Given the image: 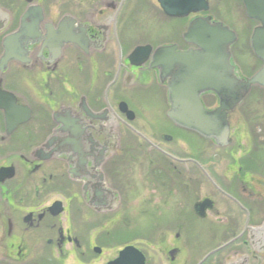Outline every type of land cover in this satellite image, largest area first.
Segmentation results:
<instances>
[{
  "label": "flooded vegetation",
  "instance_id": "flooded-vegetation-1",
  "mask_svg": "<svg viewBox=\"0 0 264 264\" xmlns=\"http://www.w3.org/2000/svg\"><path fill=\"white\" fill-rule=\"evenodd\" d=\"M177 3L170 13L186 10L185 18L166 16L155 0L164 20L151 37L135 26L134 0H0V264H110L125 247L143 262L130 253L121 264H264V141L252 153L204 158L198 139L226 149L231 126L219 148L174 124L168 110L172 133L142 114L149 99L169 109L167 79L150 67L152 53L195 49L183 36L199 19L234 34L237 76L254 75L262 67L252 45L264 31V0H203L190 11L189 0L186 8ZM145 46L149 59L133 66L131 53ZM233 59L258 66L246 77ZM205 97L217 106L213 94ZM178 143L189 152H178ZM124 144L131 147L121 151ZM121 152L155 157L145 182L130 184L127 195L118 185ZM125 201L141 203L138 217L158 226L107 254L104 229Z\"/></svg>",
  "mask_w": 264,
  "mask_h": 264
},
{
  "label": "water",
  "instance_id": "water-1",
  "mask_svg": "<svg viewBox=\"0 0 264 264\" xmlns=\"http://www.w3.org/2000/svg\"><path fill=\"white\" fill-rule=\"evenodd\" d=\"M178 1L157 0L167 16L186 17V10L179 14L170 13L171 9L180 7ZM187 1L181 0L184 8L188 6ZM197 1L203 3V0H189L188 11L193 10V4ZM234 40V34L220 24H210L208 20L199 19L192 22L184 34V41L196 46V50L175 53V47H161L154 52L150 65L159 70L161 80H168L170 109L167 117L183 129L213 139L220 147L228 144V113L240 104L253 85L264 87V31L255 32L252 45L263 67L248 80L237 79L234 67L229 62L228 50ZM150 50V47L136 48L130 61L141 55V62L134 63L136 66L141 64ZM207 92L218 98V108L213 111L205 110L200 100V96ZM130 253L136 254L140 262H143L140 253L132 247H125L119 252L118 260L110 264H121L125 258L129 259Z\"/></svg>",
  "mask_w": 264,
  "mask_h": 264
},
{
  "label": "rangeland",
  "instance_id": "rangeland-1",
  "mask_svg": "<svg viewBox=\"0 0 264 264\" xmlns=\"http://www.w3.org/2000/svg\"><path fill=\"white\" fill-rule=\"evenodd\" d=\"M136 8V28H143L147 31L148 35L155 37L156 33L159 32V25H163V17L152 9L155 7V0H134ZM158 19L159 21H157ZM164 22V21H163ZM166 24V23H165ZM164 24V25H165ZM167 25V24H166ZM159 35V34H157ZM153 39V38H150ZM154 45H157L155 43ZM184 47L183 45H181ZM233 62L236 63L238 68L241 71L243 76H249L258 66V63L255 59H233ZM205 105L209 108L215 107L216 103L211 97L203 98ZM136 110V109H135ZM168 110V105L163 104V101H156L155 99H149L145 103V109L142 112L145 119L151 124V126L159 131H166V133H172L174 129L171 125L165 120L164 112ZM140 113V112H139ZM230 126L232 130V144L223 150H217L211 143L198 139V145L200 152H204V158L209 153H240L248 152L252 153L259 144L264 141V89L254 87L249 94V96L243 101V103L232 113L230 117ZM179 132V131H178ZM177 134H184L179 132ZM186 138L191 142H196V139L193 136L186 135ZM127 148L131 147V144H124L121 146L122 150L125 151ZM179 151L182 154L189 152L188 147L184 143H178ZM124 155V158L121 159L119 165V186H122V189H125V194L127 195V189L130 184H143V180L148 167L149 162H155V157L152 153L145 154L143 156L139 153L130 154L128 157L126 154L122 153L120 156ZM130 158L137 161V165H132ZM261 164L264 167V151L259 154ZM215 162H218V157L214 158ZM158 162L155 167H158ZM134 174V176H132ZM124 197V200L127 197ZM121 205L118 210V219L115 220L113 228L104 229V231L116 234L114 240L117 242L112 243L108 237V242L112 244L107 254L115 253L121 246L128 244L136 239H141L143 234L149 230L158 226L157 224L151 223L146 219H140L138 214L144 211L141 203L132 202L130 204ZM111 215H114L111 214ZM118 238L120 241H118ZM104 239L101 241L103 242Z\"/></svg>",
  "mask_w": 264,
  "mask_h": 264
}]
</instances>
